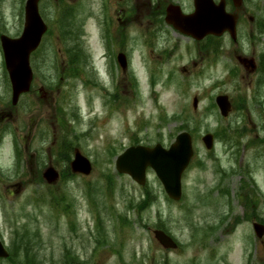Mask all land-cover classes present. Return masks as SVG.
Listing matches in <instances>:
<instances>
[{
	"label": "rangeland",
	"instance_id": "374dc122",
	"mask_svg": "<svg viewBox=\"0 0 264 264\" xmlns=\"http://www.w3.org/2000/svg\"><path fill=\"white\" fill-rule=\"evenodd\" d=\"M25 1L0 0V33L21 35ZM114 3L41 0L51 29L31 62L32 90L16 107L0 54V108L13 113L0 151V239L12 260L0 264H68L70 253L85 264H264V237L253 227L264 224V74L238 59L264 52V0H245L238 38L224 36L217 56L166 23L152 35L157 23L148 25L145 10L127 9L120 24ZM107 36L117 41L109 46ZM116 50L126 53V70ZM71 51L79 63L68 61ZM220 94L233 103L227 117L215 104ZM182 131L192 133L195 155L180 201L169 200L150 168L145 186L117 172L126 148H168ZM60 139L91 160L90 175H68ZM50 166L61 173L51 185L42 177ZM147 190L152 198L140 209ZM162 226L177 249L155 239Z\"/></svg>",
	"mask_w": 264,
	"mask_h": 264
},
{
	"label": "water",
	"instance_id": "95a60500",
	"mask_svg": "<svg viewBox=\"0 0 264 264\" xmlns=\"http://www.w3.org/2000/svg\"><path fill=\"white\" fill-rule=\"evenodd\" d=\"M40 0H27L25 7L26 23L20 38L12 39L3 35L2 46L5 54L6 67L13 86V103L16 104L20 94L29 91L33 79L30 66V55L37 49L41 39L47 31V25L39 13ZM236 6H240L242 0H233ZM196 11L192 15H182L174 9L168 11L166 20L176 29L186 35H191L201 40L207 35H220L224 31L235 33L236 16L225 11V3L221 1L215 4L214 0H195ZM118 60L126 67L125 56L120 54ZM198 100L194 99V107ZM217 103L222 114L227 116L230 111V103L227 96L217 97ZM203 142L208 149L213 148L214 137L207 134ZM194 154L192 137L189 133L179 134L169 149L161 144L153 148L143 146L127 149L116 160V168L120 173L129 174L136 182L144 185L146 182V170L151 167L164 185L168 196L179 200L182 196V175L188 167ZM73 173L88 175L92 171V165L88 158L76 149L75 156L70 164ZM44 177L50 182H55L59 173L49 168ZM258 236L264 233L263 227L256 225ZM156 239L164 248H176L177 244L162 230L154 232ZM9 254L0 242V257H8Z\"/></svg>",
	"mask_w": 264,
	"mask_h": 264
},
{
	"label": "flooded vegetation",
	"instance_id": "af4514ba",
	"mask_svg": "<svg viewBox=\"0 0 264 264\" xmlns=\"http://www.w3.org/2000/svg\"><path fill=\"white\" fill-rule=\"evenodd\" d=\"M130 2H131V0H115L114 4H115V9L118 13L117 18L119 20V23L123 24L125 17L127 15H129V13L131 12L130 10H127V9L138 8V10H140V11L145 10L149 13L148 25H152L154 22L153 18H155L157 24H154V26L157 30L155 31L153 29L152 35L157 33L158 36L159 35L161 36V34H163V32H164L163 23L165 24V16H166V12H167L168 7L175 5V9L176 10L181 9L184 14H191L194 12V9H195L194 0H186V2L183 1V3L180 2L179 0H136L134 7H133L132 3H130ZM226 2H227L228 9L230 11H232L233 9L231 7V3L228 0ZM185 3H187V5H188L187 7H186ZM152 7H153V9H152ZM113 23L115 24L114 21H113ZM161 25H162V27H161ZM117 30H119V27L117 28ZM181 35L183 37H185L186 39H188L190 42H192V43L195 42L194 46H196L198 48H201L204 43H207L211 39V36H208L204 40H202L200 42H196L193 38H191L189 36H185L183 34H181ZM150 39H152V37ZM217 40L220 41V39H217ZM148 42H149V40H148ZM219 46L218 47L221 48V44ZM1 63H2V58H1ZM263 64H264V60L262 59V56H259L257 65L255 67L251 68V70H254L253 72H256L258 75H262V72L264 70ZM0 103H2L1 97H0ZM3 105H5V104H3ZM12 115H13V113H12V110H10L9 106L7 108L5 106L0 108V151L4 149V135H3L4 129H5L4 123L7 121V118L9 116L11 117Z\"/></svg>",
	"mask_w": 264,
	"mask_h": 264
},
{
	"label": "trees",
	"instance_id": "16d2710c",
	"mask_svg": "<svg viewBox=\"0 0 264 264\" xmlns=\"http://www.w3.org/2000/svg\"><path fill=\"white\" fill-rule=\"evenodd\" d=\"M65 13H63L64 15ZM70 60L71 62H73V57H70ZM75 145L72 141H68L66 139H60L59 141V148H58V152L60 153V155L58 154L59 156V160L62 161V163L66 166V170H69V163H70V160H71V154L73 153V149H74ZM69 172V171H68ZM68 175H70L71 177L73 176L72 174H70V172L68 173ZM151 200V196L149 193H147V199L142 201L140 204H139V208L140 209H143L144 207H146L149 202ZM17 241H21L22 244L26 245L27 242L30 243L29 240H27V235H23L22 237L19 236V232H17ZM16 241V242H17ZM17 248V246H16ZM11 258L9 259V262H11ZM33 260V259H32ZM20 262V260H18ZM28 262H30L28 260Z\"/></svg>",
	"mask_w": 264,
	"mask_h": 264
}]
</instances>
